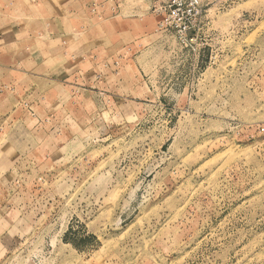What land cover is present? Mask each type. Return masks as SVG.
Masks as SVG:
<instances>
[{"label":"rangeland","instance_id":"rangeland-1","mask_svg":"<svg viewBox=\"0 0 264 264\" xmlns=\"http://www.w3.org/2000/svg\"><path fill=\"white\" fill-rule=\"evenodd\" d=\"M167 1L0 0L54 55L0 53V264H264V0H202L198 56L154 37ZM120 9L142 36L95 34Z\"/></svg>","mask_w":264,"mask_h":264},{"label":"crops","instance_id":"crops-1","mask_svg":"<svg viewBox=\"0 0 264 264\" xmlns=\"http://www.w3.org/2000/svg\"><path fill=\"white\" fill-rule=\"evenodd\" d=\"M113 1H117L118 4H120V6L123 4V2L125 4V0H77L76 5L83 6V7L94 6V7H96V10H97L98 7H102L104 5H107L108 3H113ZM126 5L127 4L124 5L126 12L130 13L132 10H130V9L128 10ZM119 13L120 14L115 15V17L105 18L104 20H101V21L97 20V19H93V23H94L93 27L96 29L95 34L97 32H99L100 34L103 33L101 28L104 25H107L108 28L104 32L112 34L113 31H122L123 35H124V37L122 39L141 37L142 32H141V34H135L134 32H131L129 28L124 27V29H123V24L126 23V19H123L122 17H120L121 13H122L121 9L119 10ZM81 15H83L82 17L85 18V14L82 13ZM59 20H60V18L57 20H55V19H53V20L52 19H50V20L41 19V21H43V22H45V21L53 22V21H59ZM84 20H85V22L86 21L89 22L92 26V23L90 20H87L86 18ZM61 21L65 22L68 20L65 16V18L61 17ZM158 22H157V24H158ZM117 23L122 25V27L119 28L118 30L116 28L117 26L115 27V24H117ZM127 23H132V22L127 21ZM127 23L125 25H127ZM111 34H110L111 40L115 41V39H117V36H118L117 32L115 35H111ZM94 37H96V35ZM154 37H156L159 40H163L165 38L166 39L172 38L174 40V38L170 34L159 32L157 30V25H156V34L154 35ZM98 38L97 37L94 38V43H96L94 45L95 47L102 45L101 40L97 43L96 39H98ZM21 39L22 38H20L19 35L16 34V32H14L12 35L11 31L1 30L0 31V53L3 55V57L10 54V58H11V56L13 57V63H14L13 69L17 70L21 74L28 75V76L31 75L35 78L39 77L41 80H45L46 82L51 81V78L48 75L47 67H45L43 65L48 61V59H50L49 57L53 58L54 55L50 51L47 50V52H46L47 56L43 59L44 61L42 63L40 61V63H38V64H30L27 60V57L34 55V53L33 52L32 53L31 52L24 53L22 51L23 43H24L23 41H25V40H21ZM101 48H102V46H101ZM25 50H27V47H25ZM63 54H64V51H63ZM3 67L4 66H0V70H4ZM43 70H45V73H47V75L41 74V72ZM63 71H64V68H62V72Z\"/></svg>","mask_w":264,"mask_h":264},{"label":"built area","instance_id":"built-area-1","mask_svg":"<svg viewBox=\"0 0 264 264\" xmlns=\"http://www.w3.org/2000/svg\"><path fill=\"white\" fill-rule=\"evenodd\" d=\"M159 16L157 30L170 34L181 50L198 56L205 47L202 36V0H168L154 8Z\"/></svg>","mask_w":264,"mask_h":264}]
</instances>
